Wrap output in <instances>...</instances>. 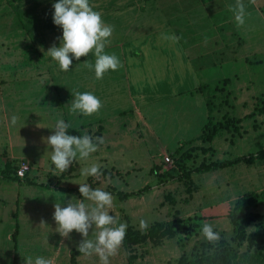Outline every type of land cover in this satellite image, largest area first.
<instances>
[{"label": "rangeland", "instance_id": "obj_1", "mask_svg": "<svg viewBox=\"0 0 264 264\" xmlns=\"http://www.w3.org/2000/svg\"><path fill=\"white\" fill-rule=\"evenodd\" d=\"M56 2L58 0H36L26 4L20 2L16 6L15 0H0V35L5 36L6 48H10L8 58L0 56L6 58L0 63V97L5 98L9 114L7 122L10 123L14 115L18 118L11 126L16 149H19L20 140L21 144L32 140L36 148L31 153L36 162L31 175H37L38 184L45 183V187H30L31 199L28 205L21 207L18 220L24 237L19 240L25 239L24 242L31 248L26 255L19 252L18 256L22 260L29 256L49 259L58 253L57 264H71L69 256L78 250V244L84 237L75 230L68 238L56 232L54 205L59 201L66 207L73 198L84 199L80 198L76 189L89 176H82L80 170L92 163H98L100 169L119 170L122 176L111 182L126 192H136L148 185L156 186V177L150 174V170L156 167L170 174L167 183L157 187L153 193H144L124 202L113 196V206L109 211L119 218V222L141 229V220L149 227L158 220L177 218L188 221L190 218L199 224L197 233L185 241L186 249L190 251L196 241L205 240L201 234L202 223H211L208 220L211 215H221L216 216L221 221L211 223L213 229L219 236L223 231L230 237L232 227L224 218L234 203L232 198L257 192L260 184L264 183L256 173L257 165L241 163L208 173L194 172L191 175L194 182L191 195L187 191L186 180L179 177L183 169L193 171L203 162L250 156L264 149V115L257 113V106L264 102V0H242L245 22L240 26L230 10L236 0H90L93 9L101 12L103 21L114 26L105 52L119 58L116 81L119 92L116 107L111 103V112L107 107L102 113L112 115V121L122 129L126 141L116 149L98 147L86 160L77 158L76 172L70 178H61L62 172L55 169L50 159L51 148L44 138L54 133L55 122L59 119L65 121L68 117L72 129H81L93 115H82L79 120L74 117L73 123L76 122L71 124V117L76 114L70 110L74 99L71 92L74 89L73 80L69 82L72 86L65 88V71L58 63H51L54 60L50 56L34 55L32 52L34 47L61 45L63 30L53 22V5ZM211 27L215 33L211 45L190 48L187 44L196 41L192 39L181 42L186 48L185 53L182 51L180 55L172 48H164L165 53L148 59L136 54L141 60L138 71L130 70L127 62L129 55H122V46L126 48L133 43L136 38L133 36L139 33L157 36L159 31L180 34L209 31ZM20 31L31 33V36L25 34L23 38ZM28 52H31L30 55ZM72 59L74 64L95 62L94 53L81 57L79 61L74 57ZM188 61L189 65H186ZM127 67L130 82L124 78ZM225 79H228L226 87L223 86ZM217 87L224 89L216 92ZM200 89H203V94L198 92ZM214 96L218 105L213 113L216 120H222L226 113L238 118L252 112L255 115L243 120L241 134L223 132L211 144L212 151L205 154L194 151L196 146H204L199 136L207 122V119H200L201 110L195 107L196 99L204 97L207 102L209 97L213 100ZM186 118L191 123L188 135L184 131L179 132L181 121ZM145 121L149 127H144ZM20 123L22 126H19ZM30 123L37 124L36 134L33 132L30 135ZM150 128L156 132L155 136L151 135ZM2 131L7 136V124ZM87 133L93 138L101 136L93 130ZM179 141H182L181 146H185L184 151L191 154L183 169L180 167L183 164L176 162L179 155H173L180 147ZM166 154L175 160L176 168L166 165ZM257 164L264 178V161ZM0 166L4 167L3 161ZM51 166H54L53 173L46 178L44 171ZM5 184L4 190L12 185ZM5 192L11 195L13 191ZM9 212L10 209L6 216L0 214V264H14V247L6 235L11 229L14 233L16 219L12 223ZM42 221L45 223L41 224ZM255 228L257 226L252 225L249 231ZM95 231V228L90 229L88 239L95 240ZM182 238L184 235L179 234L174 240H166L161 247L144 244L130 251L121 244L117 253L109 257V264H129L128 254L136 255L132 264H176L182 254L178 239ZM78 264L101 262L99 256L93 253L78 257Z\"/></svg>", "mask_w": 264, "mask_h": 264}, {"label": "clouds", "instance_id": "obj_2", "mask_svg": "<svg viewBox=\"0 0 264 264\" xmlns=\"http://www.w3.org/2000/svg\"><path fill=\"white\" fill-rule=\"evenodd\" d=\"M53 7V22L62 28L63 35L61 45L59 47L53 45L48 49L47 55L58 63L62 71L70 70L72 57L79 61L81 57H86L90 53H94L95 63L93 65L86 62V64L89 69L94 68L96 79H102L109 70L118 69L119 58L115 54L105 52L114 26L103 21L101 12L93 9L90 0H58ZM230 10L237 25H243L245 5L242 0H236V4ZM164 38L173 41L179 39L175 35ZM71 92L74 99L71 101L70 110L74 114L91 116L103 106L100 99L90 92L81 93L72 90ZM17 119L15 115L12 116L11 123L15 125ZM69 128H71L69 123L59 119L55 122L54 133L44 138L45 143L51 148V162L60 172L68 170L77 158L86 160L98 150L99 145L104 143L102 136L93 138L87 132L79 136L70 135L67 132ZM100 168L98 163H92L81 168L80 172L84 177H96L101 175ZM79 186L83 200L73 198L66 207L59 201L54 205L53 219L57 224L56 232L65 238H68L73 230L82 234L84 239L78 244V251L88 256L95 253L99 256L101 264H109V257L114 256L122 244L127 225L119 222L117 216L110 214L109 210L113 206L111 193L101 188L93 189L87 183H80ZM43 223L45 222L42 221L41 224ZM140 224L142 228L146 227L145 221L141 220ZM93 228L96 229L93 233L95 240L88 239L89 231ZM201 234L212 243L220 239L212 224L207 221L201 225ZM24 259L25 264H54L52 259L42 256L34 259L29 256Z\"/></svg>", "mask_w": 264, "mask_h": 264}, {"label": "trees", "instance_id": "obj_3", "mask_svg": "<svg viewBox=\"0 0 264 264\" xmlns=\"http://www.w3.org/2000/svg\"><path fill=\"white\" fill-rule=\"evenodd\" d=\"M228 79L223 81V86H227ZM223 88L217 87L215 90L222 91ZM203 94V89L198 91ZM207 99L206 106L209 112L207 122L203 127L202 134L199 136V140L204 146H196L194 151H201L205 154L212 151L211 144L214 140L221 136L223 132L230 133L232 135L241 134L243 129L242 122L244 119H248L254 116L252 114L245 116L244 118L234 117L230 114H225L222 120H216L213 113L217 109L218 105L214 96ZM226 102V101H225ZM222 105V101L219 106ZM257 113L264 115V102L257 106ZM68 134L79 136L83 134L82 129L67 130ZM192 141H190L191 143ZM210 144V146H207ZM184 145L180 146L173 155H179L176 160L177 163L181 162L184 168V163L187 159H190L191 154L184 151ZM174 160V159H173ZM264 161V149L259 150L257 153L250 156H240L234 159L218 160L212 162H203L193 171L183 169L182 176L179 179H185L187 183V191L192 194L193 185L192 173H208L217 171L219 169L232 167L237 164L253 165L256 162ZM176 162L174 160V168H176ZM78 163L74 161L68 170L61 173V178L73 177ZM18 168V167H17ZM17 168L13 167L12 163L6 164L4 169H0V181H19L25 182L29 185H43L30 180L27 176L25 179H21L17 176ZM154 173L159 176L161 182L163 180L168 181L169 173L162 172L159 167L154 168ZM101 175L93 177L89 176L85 183L89 184L93 189L101 188L117 197L120 201H127L135 196H142L151 187L145 186L138 191L126 192L115 186L111 181L116 177H121L122 173L114 168L112 169H100ZM22 180V181H21ZM106 184V186H104ZM80 187V186H79ZM79 187L76 192L80 196L82 194L79 191ZM192 197V196H191ZM264 203V190L262 192H249L238 198L229 209L227 213L228 220L232 227V235L227 237L225 232H220V239L215 242H209L208 240L196 241L192 250L186 249L187 240H189L194 234L197 233L199 224L192 219L188 221L174 218L171 221H156L152 225L146 228L138 229L133 225H128L126 229L125 237L122 241V245L127 248L128 251L142 244L151 243L153 246H161L165 240H171L177 238L179 234L184 235V239H178V243L181 247L182 254L178 258L176 264H264V216L253 212V208L258 207ZM196 219V218H193ZM255 224L257 231L255 233H249L248 227ZM182 226V227H181ZM16 238V236H14ZM78 250H74L71 254V264H78V257L84 256ZM136 255L128 254L129 264H132Z\"/></svg>", "mask_w": 264, "mask_h": 264}, {"label": "crops", "instance_id": "obj_4", "mask_svg": "<svg viewBox=\"0 0 264 264\" xmlns=\"http://www.w3.org/2000/svg\"><path fill=\"white\" fill-rule=\"evenodd\" d=\"M31 1H36V0H15V5L18 6V4L20 2L21 3L23 2V4H26V3L31 2ZM2 3H4V2H2ZM2 3H0V4H2ZM110 3H114L115 5H117L118 2H110ZM210 29L211 30H209V31L206 30L204 32L190 31V32H184V33H180V34H178V33H176V34L165 33V32L159 31V33H157V36H154V35L153 36L152 35L145 36L142 33H139V34H137V36H133L134 38L136 37L135 39H133L134 40L133 43L126 46V48L124 45L122 46V48H121L122 52H123L122 55L128 54L130 57L128 59V61L126 60V57H124V58L127 62H129L130 70L138 71V69L141 68V66L138 64L139 62H141V60L136 57V54L141 55L143 58L147 57V59H148L150 56L155 57L156 54H158V53L159 54L165 53L164 48H167V49L172 48L173 50H175V53L180 55V54H182V51H183V53H185V48H186L182 45L181 42L185 41V40L190 41L192 39H196V41L190 42L187 44L188 47H190V48L202 47V46L204 47V46H208V44L211 45L212 40L214 39L215 33H214L212 27ZM20 34L23 35L22 36L23 38H25L28 33L25 32V34H26L25 35L24 33H22L20 31ZM28 35L31 36V33H29ZM173 35H175L179 39L176 41H173L171 39H165L164 38L165 36L171 37ZM216 35L219 36L220 34H216ZM4 38H5V36L0 35V56L6 55L5 57L8 58V54H9L8 52H9L10 48L9 47L6 48L7 43L4 42ZM127 38H130V35H127ZM156 40H158V41H156ZM49 48H51V47H40V48L34 47L33 49H35V50L32 52L34 55H38L40 53L41 55L49 56V55H47V51ZM41 49H43V51ZM137 52H139V53H137ZM30 53L28 52L27 54L30 55ZM211 53H212V51H211ZM205 55H206V53H205ZM135 59H136V61H135ZM180 60H181V58H180ZM4 61H6V58H0V63H2ZM49 61H51V60L49 59ZM14 62H17V61H14ZM31 62H32V60L30 59V63ZM54 62L55 61H53L51 63H54ZM94 63H92V64L94 65ZM187 63L188 64H186V65H189V61ZM26 68L27 67H25V70H26ZM124 78L126 80L129 79V82H130L131 76H128V67H127V71L125 73ZM70 80H73V84H72L73 88H74L73 91H79L82 93L83 90H86V91L92 92V94H94L96 97H98L100 99V101L102 102V105H103L101 107V109L98 112L94 113L92 118L89 119V121H90L89 123H86V125L81 126L83 133L84 132H90L93 130L94 133L98 132L99 134H101V136L104 138V143L99 145L98 147L104 148L106 146L109 149L112 147L115 149L119 148L118 146L121 147L123 142L126 141V137L125 138L123 137L124 133L122 132V129L116 126V122L114 120L112 121V115L111 114L102 113V110L107 109V107H109V110H110L111 103H113V105L116 107V96L118 95V92H119L117 89V84H116L117 70H115V71L109 70L104 74L102 79H96L94 68L89 69L87 67V64H74V63H72L70 70L65 72V88L69 87V85H70L69 82H71ZM72 85H70V86H72ZM65 94H67V92H65ZM192 97H194V96H192ZM205 106H206L205 98L204 97H201V98L198 97L196 99V106L195 107L197 109L201 110L200 111V114H201L200 119H203V121L205 119H207L208 115H209L208 109H207V107L205 108ZM108 112H111V110ZM82 115L83 114L76 113L75 116H72L71 120H70L71 124H74L76 122L75 121L73 123L74 117H76L75 120H79V119H82ZM139 116H141V118L144 119L142 114L139 113ZM8 117H9V114H8V111H7L6 106H5V98L2 96V97H0V162L3 161L4 167L2 168L0 166V169H4L6 164L9 162L12 163L13 167L17 168L22 161H27L31 165V171L28 173V178L30 180H33L36 182L37 175H31V173L34 170L33 165L36 162L34 155L31 152L36 148V146L32 145L31 139H29L28 141H25V143H23V144H21V140H20L18 142L19 149H16L17 147L14 144V140L12 137L13 135L11 132L12 123L7 122ZM67 119H68V117L65 119L66 123H68ZM187 119L188 118L181 121L179 132L181 133L184 131V133L188 135L190 132V129H191V123H188L189 120H187ZM6 124L8 127L7 136L2 131L3 126H5ZM19 126H22V123H20ZM87 126H89V127H87ZM144 127H149V125L146 124V121L144 122ZM150 131L152 133L151 134L152 136L156 135V132L154 130H152L151 128H150ZM33 132L35 134L37 132V124L36 123L35 124L30 123V126H29L30 135H32ZM181 142L182 141H179V146H181ZM8 153H10V154H8ZM257 163H260V162H256L255 164L250 165V166L257 165L255 168L256 173H258V175H260L262 177V179L264 180L262 172L257 169V167L259 165ZM245 165H247V164H245ZM53 168H54V166H51L46 171L43 170L46 178L50 175V173L51 174L53 173V170H52ZM150 174H152L156 177V186L155 185L153 187L150 186L151 188L148 191H146L145 194L153 193L157 187H161L165 183H167V181H165V180H163L161 182V180H159V176H157L156 173H154V171L150 170ZM252 179H254V178H252ZM5 182L12 184V185L9 184L10 186H8L9 188L7 190H4V187H6ZM39 184H43L40 187H45V183H39ZM33 186H37V185H29L23 181L22 182L4 181V180L0 181V214L6 216L5 214H6L7 210L10 209L9 214H11L10 218H11L12 223H14V218L16 219L15 225L13 224V226H15L14 227V229H15L14 233L11 232L12 231V229H11L6 235L7 240L10 241L12 246L14 247V250H13V252H14L13 253L14 254L13 263L14 264H25V260H22L18 256L19 252L21 255H23V254L26 255L28 252H30L29 248H31V246L29 244H26L24 242L25 239H24V241H23V239L19 240L20 237L21 238L24 237L23 236L24 233H23V230L21 231V227L19 226V220L18 219H19V216L21 215V211H20L21 207L28 205L29 200L31 199V196H30L31 190H29V188L33 187ZM48 188H50V187H48ZM257 189H259L257 192H262L264 190V183L260 184V186ZM8 190L13 191V192H11V195L7 194L5 192ZM121 190H123V189H121ZM82 197L83 196H81L80 198H82ZM232 199L235 202L238 198H235V199L232 198ZM252 211L264 216V205L261 204V206L259 205L258 207L253 208ZM216 216H221V215H211V216H209V217L207 216V217L209 218L208 220L211 223H213L214 221H217V220L221 221L220 218L217 219ZM224 219L227 220L228 217H225ZM0 221H1V219H0ZM158 221H160V220H158ZM253 225H255V224H253ZM251 226L252 225H250L248 227V231L250 230ZM256 231H257V228H255V230L252 232L249 231V233H255ZM14 236H16V238ZM171 240H174V239H171ZM165 241H164V243H165ZM164 243L161 246H163ZM142 245H144V244H142ZM147 245H152V244L147 243ZM161 246H157V247H161ZM20 248H21V251H19ZM69 257L71 258V255ZM49 259H52L54 261V264H57L58 253H56V255L54 257H50Z\"/></svg>", "mask_w": 264, "mask_h": 264}, {"label": "built area", "instance_id": "obj_5", "mask_svg": "<svg viewBox=\"0 0 264 264\" xmlns=\"http://www.w3.org/2000/svg\"><path fill=\"white\" fill-rule=\"evenodd\" d=\"M164 161L166 165H170L171 167L174 165V160L172 156L165 155ZM31 171V165L27 161H22L17 168V176L21 179L25 178L27 174Z\"/></svg>", "mask_w": 264, "mask_h": 264}]
</instances>
